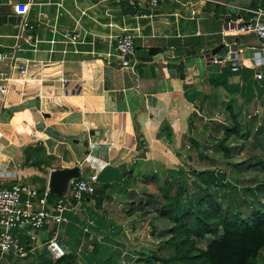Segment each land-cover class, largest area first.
<instances>
[{"label": "crops", "instance_id": "crops-1", "mask_svg": "<svg viewBox=\"0 0 264 264\" xmlns=\"http://www.w3.org/2000/svg\"><path fill=\"white\" fill-rule=\"evenodd\" d=\"M19 3L29 5L33 30L20 32ZM254 4L171 0L153 13L144 0H0V49L20 47L28 68L23 79L16 68L0 65L13 79L11 106L2 115L0 188L21 182L44 190L52 171L79 167L78 179L97 189L65 212L67 221L46 225L37 241L22 230L28 257L0 253V264L48 263L44 242L55 231L73 255L69 264H102L122 254L128 223L163 204L165 184L171 186L166 172L183 170L191 130L203 117L218 120L224 106L232 119L240 108L245 119L264 110V78L256 76L264 75V63L249 59L262 43L232 27L248 17L241 8ZM134 5L148 16L132 13ZM72 31L80 33L79 43L64 38ZM122 34L135 36L136 71L117 60ZM223 42L244 49L227 86L214 82L224 66L205 56Z\"/></svg>", "mask_w": 264, "mask_h": 264}, {"label": "trees", "instance_id": "trees-1", "mask_svg": "<svg viewBox=\"0 0 264 264\" xmlns=\"http://www.w3.org/2000/svg\"><path fill=\"white\" fill-rule=\"evenodd\" d=\"M258 2L259 0H255V7ZM131 12H135V7L131 6ZM224 68L221 76L214 80L217 85L227 86L230 76L235 73L230 66ZM233 120L236 122L235 129L227 128L224 138L219 141V147L229 152L227 142L232 136L238 138L241 128L239 120L236 117ZM253 123L254 121L252 126ZM262 130L264 126L254 130L257 132L255 136H259ZM190 143L193 146L198 145L194 138H190ZM256 166L264 172V151ZM182 172L177 167L166 172L171 186L167 188L164 202L157 210L159 217H164L171 223V227L161 229L159 235L169 236L165 243L173 248V254L164 256L152 252L142 256L139 264H264V204L252 198L249 188H243V194L240 198L238 196L237 201L229 200L225 203L214 189L225 177L218 171L194 173L201 186H204L206 194L197 203H192L183 198L185 191L182 190V185L178 184L177 192L171 193ZM230 185L223 187L224 190L228 187L237 188L235 184ZM44 190L39 189L40 194ZM59 197L50 195L49 200L51 202ZM203 242H206L205 247ZM23 243L29 247L26 242ZM96 255L99 256V253ZM116 256L113 262L111 260L114 257L102 264H118L121 255L117 253ZM72 258V254H66L57 261L48 260L46 264H69Z\"/></svg>", "mask_w": 264, "mask_h": 264}, {"label": "built area", "instance_id": "built-area-1", "mask_svg": "<svg viewBox=\"0 0 264 264\" xmlns=\"http://www.w3.org/2000/svg\"><path fill=\"white\" fill-rule=\"evenodd\" d=\"M148 8L153 13L163 5H167L171 0H144ZM179 1V0H176ZM264 0H259L256 7L241 8L248 17L246 20L232 27L235 31L243 34H254L262 43L258 49H253L252 56L249 59L257 64L264 63ZM135 14L139 17H147L139 7L134 5ZM15 12L21 16L20 32L33 30L35 26L29 20V5L19 3L15 5ZM152 16V15H151ZM229 30L231 24L229 23ZM64 38L76 44L80 42V33L77 31L63 34ZM228 49H224L222 54H212L207 52L206 59L211 64L220 66H230L232 71L236 72L241 67L244 58L243 48H232L229 44ZM20 47L14 46L10 49H0V65H9L14 67L20 73V77H27V64L21 62ZM136 41L135 36L131 34H122L116 38L117 60L122 68H130L136 71L138 63L136 58ZM258 79H263L264 75L260 72ZM13 79L7 75V72L0 70V139L5 135L2 131L3 111L11 106L7 96L13 89ZM260 110H256L248 115L249 119L258 116ZM96 185L86 179L76 180L71 188L69 197H59L50 204L49 196L51 195L48 187L43 194H40L39 188L27 183L15 182L9 187L0 188V253L10 255L17 260H24L29 255V248L19 238L20 232L25 231L30 240L37 241L38 233L48 224L60 225L67 221L65 212L68 210L78 209L79 203L86 195L96 193ZM45 243L49 260L57 261L67 254L66 247L59 241L57 232Z\"/></svg>", "mask_w": 264, "mask_h": 264}, {"label": "rangeland", "instance_id": "rangeland-1", "mask_svg": "<svg viewBox=\"0 0 264 264\" xmlns=\"http://www.w3.org/2000/svg\"><path fill=\"white\" fill-rule=\"evenodd\" d=\"M197 59L202 58L197 57ZM243 109L240 108L237 112L241 126L238 132L239 136L238 138L232 136L227 142L230 152L219 147L221 146L219 141L224 138L227 128L234 130L236 126V122H233L231 115L227 114L226 106L222 108L218 120H213L211 123L207 120L208 118L203 117L204 123H198V129L191 130L192 135L190 138H194L198 145L193 146V144H190L188 138V153L184 154L183 172L177 184L174 185L171 191L172 194L177 192L178 184L179 186L182 185V190L185 191L183 198L192 203H197L206 193L204 186H201L194 173L218 171L221 173L220 175H225V177L222 179V185H215L214 189L219 192L225 203L229 200L237 201L243 194V188H249L252 192V198L254 197L264 204V172L256 166L264 151V130L260 132L259 136H255L257 132L254 131L264 126V110L258 116H254L252 120L245 119ZM255 117H260L261 120L255 124L253 123L252 126ZM84 176H87V174ZM229 183L233 186L234 184L237 185V188L228 187L225 191L223 187L231 186ZM165 186L169 187L166 184ZM160 195L163 196L161 192ZM147 197L153 199V196ZM159 201L160 198L158 197V199L155 198L153 203L157 205ZM129 207L133 209L131 204H129ZM157 207L159 208L161 205ZM150 210L147 215H138L139 217L134 224L128 223L125 230L128 243L126 244V250H123L122 254L119 253V255H122L120 264H139L138 261L142 256H147L152 252L164 256L173 254V248L165 243L169 236L162 237L159 235L161 229L171 227L170 221L164 217H159L157 211ZM137 222H139L138 225H135ZM202 245L205 247L206 242H203ZM111 251L113 250L111 249ZM116 255L117 253L110 255V259L114 257L111 260L112 262L117 257ZM262 256L264 258V251Z\"/></svg>", "mask_w": 264, "mask_h": 264}, {"label": "water", "instance_id": "water-1", "mask_svg": "<svg viewBox=\"0 0 264 264\" xmlns=\"http://www.w3.org/2000/svg\"><path fill=\"white\" fill-rule=\"evenodd\" d=\"M226 42L221 43L214 49H212V54H222L223 49L226 47ZM238 45H233L232 48L237 49ZM94 131H91V135ZM80 177L79 167H69L63 169H57L52 171L50 175L49 185L47 186L51 195L69 197L71 192V185L76 179Z\"/></svg>", "mask_w": 264, "mask_h": 264}]
</instances>
